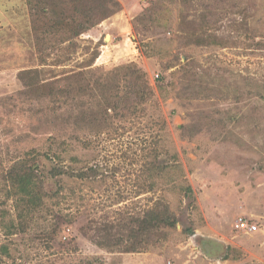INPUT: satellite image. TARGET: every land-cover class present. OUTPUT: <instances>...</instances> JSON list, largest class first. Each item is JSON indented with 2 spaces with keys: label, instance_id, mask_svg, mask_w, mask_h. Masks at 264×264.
<instances>
[{
  "label": "rangeland",
  "instance_id": "374dc122",
  "mask_svg": "<svg viewBox=\"0 0 264 264\" xmlns=\"http://www.w3.org/2000/svg\"><path fill=\"white\" fill-rule=\"evenodd\" d=\"M117 1L121 11L82 36L72 61L60 65L55 55L44 66L28 38V13L12 10L26 9L27 0H0V218L2 209L7 220L16 218L2 177L30 150L50 155L41 157L48 168L59 162L56 153L88 173L85 179L64 177L62 196L48 201L25 232L7 235L0 227V247L10 251L0 252V264H264V0H161L169 6L166 27L164 18L156 23L143 15L158 0ZM183 22L189 32L217 34L227 45H186L178 38ZM93 52H99L95 71L128 64L145 71L158 105L97 132L73 126L67 106L28 92L29 80L20 78L39 69L41 81H62ZM187 58L207 95L162 96L156 80L163 73L178 79L172 74ZM166 65L173 67L166 72ZM189 124L193 128H183ZM153 148L169 152L181 173L172 168L161 179L147 172ZM159 198L178 218L166 242L143 253L98 245L112 226ZM241 218L257 230L238 229Z\"/></svg>",
  "mask_w": 264,
  "mask_h": 264
},
{
  "label": "trees",
  "instance_id": "16d2710c",
  "mask_svg": "<svg viewBox=\"0 0 264 264\" xmlns=\"http://www.w3.org/2000/svg\"><path fill=\"white\" fill-rule=\"evenodd\" d=\"M25 7L26 9L23 5L15 6L12 10L19 16L24 15L22 11L28 13L30 21L27 27L28 38L32 40L44 66L48 65L49 58L55 55L57 56L55 61L60 65L72 61V55L81 49L79 40L82 36L121 11V4L117 0H27ZM167 13L169 6L158 0L153 2L143 15L156 23H160L164 18L166 27L171 22L170 16H166ZM209 16L210 13H206L204 17L207 24L210 22ZM187 26L188 24L183 22L178 28L181 32L178 38L186 45L191 43L197 46L227 45L226 40L217 34L198 36L189 32ZM98 55L99 52H93L91 59L81 64L77 70L67 72L62 81H41L42 73L39 69L25 70L21 72L20 78L24 82L29 80L28 84L25 83L28 92L42 93V98L50 100L57 107L62 104L67 106L66 119L73 126L83 124L97 132L112 127L116 120L129 121L143 117L147 115L149 106L158 105L155 90L145 71L135 64L122 65L107 72L95 71L94 65L99 58ZM146 55L151 57L148 52ZM177 58L180 59L179 56ZM172 67L166 65L163 70L167 72ZM174 76H178V79H170L163 73L156 80V88L162 96L168 97L174 91L178 93L187 91L188 94L190 92L189 100L207 95L208 88L204 83H199V72L188 62V58L179 70L172 74V77ZM183 128H193V125L189 124ZM88 143L85 145L88 146ZM53 155L59 162L48 168L41 163V157L46 156L51 160V156L32 149L24 158L14 162L3 175V192L6 194V200L12 202L16 212V218L10 217L7 220L9 212L1 210L0 227L7 235L25 232L27 222L37 213L47 209L48 201L62 196L67 185L64 177L69 179L88 177L84 170L65 165L60 154ZM170 156L169 152L153 148L147 172L152 174L155 172L161 179L170 175L172 171L181 173L180 165L172 163ZM171 158L177 159L175 155ZM185 190L191 192L190 187ZM177 225L178 218L169 202L159 198L142 212L129 214L117 227L112 226L107 232L106 240L98 242V245L110 251L123 253L147 252L150 248L166 242ZM229 249L241 257L237 250ZM0 252L6 256L10 255L6 245L0 247Z\"/></svg>",
  "mask_w": 264,
  "mask_h": 264
},
{
  "label": "built area",
  "instance_id": "2783aa9c",
  "mask_svg": "<svg viewBox=\"0 0 264 264\" xmlns=\"http://www.w3.org/2000/svg\"><path fill=\"white\" fill-rule=\"evenodd\" d=\"M237 228L246 232H255L257 230V226L254 224H250L245 219L241 218L236 224Z\"/></svg>",
  "mask_w": 264,
  "mask_h": 264
},
{
  "label": "crops",
  "instance_id": "0c3cea01",
  "mask_svg": "<svg viewBox=\"0 0 264 264\" xmlns=\"http://www.w3.org/2000/svg\"><path fill=\"white\" fill-rule=\"evenodd\" d=\"M1 4H2V3L0 2V14H1V17H0V18L2 19V18H5V12L3 11V9H4V8H3V4H2V5H1ZM1 19H0V20H1Z\"/></svg>",
  "mask_w": 264,
  "mask_h": 264
}]
</instances>
